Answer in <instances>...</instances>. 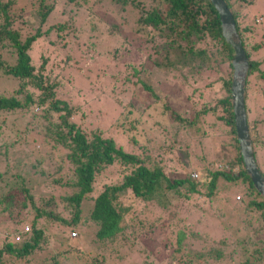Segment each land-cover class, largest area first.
<instances>
[{"label": "trees", "instance_id": "1", "mask_svg": "<svg viewBox=\"0 0 264 264\" xmlns=\"http://www.w3.org/2000/svg\"><path fill=\"white\" fill-rule=\"evenodd\" d=\"M81 1L85 0H0V158L4 161V157L16 153L12 149L22 144L23 132L38 131L39 150L29 153L36 162L33 168L41 178L48 179L44 185L63 190L59 196L53 190L37 193L31 182L27 185L26 171L11 174L12 180H5L0 173V184L6 188L4 191L0 186V210L13 231L0 234V264L13 260L28 264L36 253L48 250L50 227L69 231L60 241L57 255L51 257L52 264H59L61 256L72 258V264H115L112 249L126 235L132 238L129 249L133 253L128 259L137 256L138 264H264V199L245 172L231 105L235 54L222 36L218 13L210 1L107 0L133 15L126 33L137 35L133 45L123 38L119 48L105 54V62H111L106 71L107 87L116 95L124 94V98H114L116 104L122 106L124 118L134 107L135 122L147 137L144 144H139L137 154L127 152L115 139L105 136L101 127L93 123L83 127L74 122L77 117L86 116L87 108L83 104L71 105L63 98V71L67 64L94 61L95 57L76 54L73 43L71 51L63 53L68 45V29L75 33L73 40L78 39V30L59 22L45 30L43 27L58 15L77 13L83 7ZM224 1L233 14L248 58L245 105L256 160L257 150L264 152V58L256 61L253 55L264 44H252L251 39L256 37L261 17H247L255 0ZM68 5L72 6L69 10ZM144 45L150 47L151 53H145ZM175 52L178 54L172 58ZM148 60L159 70L182 68L179 77L187 87L185 108H191L190 118L172 109L167 94L161 96L150 86L152 80L144 72ZM190 79L199 83L198 88L189 89ZM137 89H142L149 99L141 110L136 103L133 105L139 96ZM153 106L159 110L152 121L148 110ZM3 115L26 117L24 130H14V122L11 125L1 120ZM121 118L115 122L125 131L136 129L131 120L123 123ZM175 123L188 130L198 143L209 137H216L219 143L211 168H193L198 172L196 180L190 178L192 170L178 171L161 157L181 147L174 148L178 135L174 132L178 130L169 132L164 127ZM150 124L154 128L148 134ZM168 136L172 141L167 143L163 139ZM131 140L137 144L133 136ZM212 148L215 147L211 144ZM52 152L57 154L58 162ZM43 156H47V165L54 168L52 173L42 169ZM116 166L120 179L101 187L102 179L114 177L108 169ZM64 174L68 178L64 179ZM233 188L241 203L229 193ZM95 192V197L91 196ZM86 199H92V207L83 216ZM187 203L199 205L183 214L181 207ZM190 215L194 220L190 218L187 223ZM206 215L219 224L217 236L213 230L199 226ZM26 224L30 225V233H21ZM89 224L96 225L94 242L98 250H104L98 252L102 257L92 258L70 236L74 229L79 231L80 226ZM157 227L163 239L156 238ZM16 236L22 244H14ZM154 247L165 257L159 260Z\"/></svg>", "mask_w": 264, "mask_h": 264}, {"label": "rangeland", "instance_id": "2", "mask_svg": "<svg viewBox=\"0 0 264 264\" xmlns=\"http://www.w3.org/2000/svg\"><path fill=\"white\" fill-rule=\"evenodd\" d=\"M81 6H83L77 13L71 12L66 13L65 15H58L56 18H52L51 21L47 23L46 26L43 27V30L47 29L48 26H52L56 23H65L68 26L78 30V39H74L75 33L69 28L70 35L67 38L68 45L66 47V51L64 50L63 53L66 54L67 51H71L70 44L73 43V50L76 48V54L80 55H87V56H94V61H79L77 64H67L66 68L63 71V80L65 82L62 93L63 98L68 101L71 105H79L83 104V108L86 109L85 117H77L74 122L78 125L83 127H89L90 123H93L96 127H101L105 131V136L111 137L115 139L116 143L121 145L127 152H131L137 154L140 152L138 149L139 144H144L147 140L145 133L142 130V127L135 122V116L137 112L133 113V108L131 114L128 115L127 118H124V112L122 106L117 105L115 102V97L120 96V98H124V94L118 93V95L111 92V90L107 87V81L109 77L107 76V67L111 62H105V54L112 52L114 49L119 48L122 45L123 38H126L127 41L130 42L131 45L134 44L135 38L137 35H129L126 33L128 29V25L133 21V15L126 13L122 10L123 7L119 6L117 3L108 4L107 0H85L81 1ZM72 8L71 5L67 6V10ZM74 8V7H73ZM247 17L249 20H253L255 17H261L259 28L255 32V36L251 39L252 44L258 41H262L264 44V0H255L253 5H251L247 10ZM33 19V17H32ZM77 36V35H76ZM52 39V35H51ZM78 44V47L76 44ZM142 42H138L141 44ZM92 46L90 48L89 46ZM128 45V44H124ZM88 46V47H87ZM90 48V49H89ZM145 53H151V49L149 46H142ZM50 56L51 54L48 53ZM101 54L103 57H100ZM178 53H172L171 57L173 58ZM264 58V47L254 53L253 59L254 60H261ZM51 59V57H50ZM95 65V66H94ZM182 68L180 66H176L174 68H166V69H158L154 66L152 62L149 60L145 64V73L149 76L152 80L150 86L157 94H167V101L170 103L172 109L176 110L179 113H182L184 117H191L192 111L191 108H185L187 103L186 100V90L187 87L182 82V79L179 77ZM66 76V78H65ZM190 83L189 89L193 90L198 88L199 83H196L193 79L188 80ZM207 83V81L205 82ZM264 87V83L262 85ZM264 89V88H263ZM137 99L133 100V105L136 103V107L138 110L143 109L147 104H149V99H146L144 96L142 89H137ZM162 96V94H161ZM126 99V98H125ZM124 99V100H125ZM152 101V99H150ZM145 102V103H144ZM147 102V103H146ZM165 102V100H164ZM158 108L153 106L148 110V113H152L149 116V120H152L158 113ZM154 112V113H153ZM122 116V118H121ZM153 117V118H152ZM123 123H129L130 120L133 124L136 125L135 130H127L125 131L122 126L116 124L115 119H120ZM5 119L8 124L14 122L15 127L14 130L17 128L20 130H24L25 122L27 120L26 117L20 116H12L3 115L1 120ZM137 121V120H136ZM153 121V120H152ZM163 124H165V120H162ZM153 123V122H152ZM151 123V124H152ZM149 125L147 133L154 128V125ZM167 124V123H166ZM12 125V124H11ZM178 124L173 125H165V129L169 130V132H174L176 129L178 132L176 144H174V148L179 146V149L174 150L175 152L169 153L167 155H162L161 157L167 158L169 162H171L174 167L178 169V171H194V167H210L211 163L214 165L215 160V152H218V142L216 137L208 138L205 140H201L200 143L196 140V138H191L188 134V130L178 127ZM9 127V126H8ZM4 128V127H3ZM133 134V135H131ZM25 135V136H24ZM24 139L22 140V144L17 148L12 150L16 151V153H10L8 158L4 161L0 158V173L3 174L5 180H12L13 175L11 174H20L23 171L27 172V175L24 176L27 178V185L31 182L30 186L34 188V191L37 193H45V192H55L57 196L63 193V190L58 188H53L51 185H48V179L41 178L39 172L33 168L36 165V162L33 161V157L30 156V152H34L39 150L38 142L41 141V136L38 134V131H33L32 133H24ZM132 136L137 139V144H134L131 140ZM155 139V138H152ZM156 140V139H155ZM211 142H210V141ZM163 141L171 142L172 137L168 136ZM162 141V142H163ZM211 144L215 147L211 149ZM187 146V147H186ZM182 150H187L181 151ZM49 154H51V150L48 149ZM146 154L150 155L149 151H145ZM55 160L58 162L59 158L56 159L57 154L52 152ZM155 153H152L153 156ZM44 157V164H42V169L47 173H52V166H48L46 163L47 156ZM159 159V158H157ZM256 160L258 166L262 172H264V152L261 150H257ZM4 162V163H3ZM4 164L6 166H4ZM66 167V165H65ZM192 168V169H190ZM112 170V176L110 179H102L99 184L102 187L104 184L116 183L120 177L116 175V170L118 167L115 168L110 167L108 171ZM66 173V172H63ZM107 173V172H105ZM103 177V173L101 174ZM63 178H68V175L64 174ZM99 176L97 177L98 180ZM47 181L45 185L43 181ZM50 181V180H49ZM3 183L0 184L2 187L1 190L5 191V187L2 186ZM229 193L234 196L236 202L241 203V198L239 194L235 193V189L229 191ZM97 193H93L91 196L95 197ZM229 194V197H232ZM201 200V198H199ZM199 201V200H198ZM200 202V201H199ZM197 203H187L186 207L182 206L181 213L185 214L189 210H191L193 206ZM199 205V204H197ZM239 205V204H238ZM92 207V199H86L83 202V216L87 215L88 210ZM142 208V206H139ZM5 213L0 210V234L8 233L12 231V225L10 224L9 220L5 218ZM148 218H149V213ZM181 217V214H180ZM152 216L149 218L151 219ZM190 218L194 220V216L190 215L189 218H186V222L190 223ZM180 223H183L182 221ZM219 224L216 221L211 220L207 215L201 219L199 224L200 227L206 228L210 231H214L213 235L217 236L219 233H216V228L218 229ZM160 226H163L160 224ZM30 229V225L26 224L25 228ZM49 231V238L51 247L48 250H44L42 252L36 253L32 256V261L28 264H52L51 257L57 255L58 248L60 247V241L62 238H66V235L69 234V231H66L64 228L59 227H50L48 228ZM96 225L89 224L88 227L80 226L79 231L74 229L72 232L77 234V239L79 241V246L82 247L88 254L92 256V258L102 257V255H98V252L103 253L104 250H98V246L95 244L94 240L96 239ZM156 238L163 239L164 235L160 232V227L156 229ZM13 232V231H12ZM11 232V233H12ZM71 232V233H72ZM80 232V234L78 233ZM30 233V230H29ZM70 233V234H71ZM124 240V241H123ZM162 242L161 240H158ZM119 245L114 246L112 251L115 250L113 253L115 264H138L140 258L134 257L135 259H128V256L133 253L129 248L132 246V238L126 235L125 238H121L118 240ZM15 245L22 244L21 242H15ZM121 244V245H120ZM154 250L157 253V258L160 260L165 257L166 254L161 252L158 247H154ZM166 253V252H165ZM126 255V257H125ZM48 258L47 262H44V258ZM124 257L122 261L121 258L117 257ZM8 259V258H7ZM108 259V258H107ZM57 260V259H56ZM69 258L61 256L58 261L59 264H72ZM50 261V262H49ZM10 264H26L24 260H13Z\"/></svg>", "mask_w": 264, "mask_h": 264}, {"label": "water", "instance_id": "3", "mask_svg": "<svg viewBox=\"0 0 264 264\" xmlns=\"http://www.w3.org/2000/svg\"><path fill=\"white\" fill-rule=\"evenodd\" d=\"M218 13L222 36L234 50L232 60L231 105L236 139L247 176L257 193L264 199V176L260 172L255 157L248 127L245 105L246 79L249 70L248 58L236 29L235 19L224 0H209Z\"/></svg>", "mask_w": 264, "mask_h": 264}, {"label": "built area", "instance_id": "4", "mask_svg": "<svg viewBox=\"0 0 264 264\" xmlns=\"http://www.w3.org/2000/svg\"><path fill=\"white\" fill-rule=\"evenodd\" d=\"M220 167V166H219ZM189 175H190V178L192 179V180H196L197 178H198V172L197 171H191L190 173H189ZM25 230L27 231L28 230V228H25ZM70 236L72 237V238H75V237H77V234L75 233V232H72L71 234H70ZM16 240H20V238L19 237H16Z\"/></svg>", "mask_w": 264, "mask_h": 264}, {"label": "clouds", "instance_id": "5", "mask_svg": "<svg viewBox=\"0 0 264 264\" xmlns=\"http://www.w3.org/2000/svg\"><path fill=\"white\" fill-rule=\"evenodd\" d=\"M27 228H28V227H27ZM27 232H29V228H28V230H27V231H26V230H25V228H24L23 232H21V233H27ZM16 237H19V236H16ZM19 238H20V237H19ZM15 241H16V242H21V243H22V239H21V238H20V240H19V241H18V240H16V239H15Z\"/></svg>", "mask_w": 264, "mask_h": 264}]
</instances>
